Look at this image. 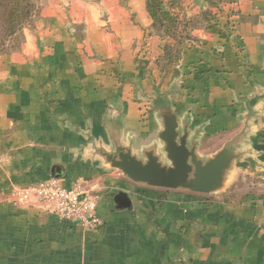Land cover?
Returning <instances> with one entry per match:
<instances>
[{
	"label": "crops",
	"instance_id": "crops-1",
	"mask_svg": "<svg viewBox=\"0 0 264 264\" xmlns=\"http://www.w3.org/2000/svg\"><path fill=\"white\" fill-rule=\"evenodd\" d=\"M148 1L43 0L0 55V264H264V192L245 183L264 173V0H163L181 43ZM161 100L199 158L235 141L248 168L203 195L108 165L116 143L165 158ZM51 181L98 195L100 225L13 202Z\"/></svg>",
	"mask_w": 264,
	"mask_h": 264
},
{
	"label": "water",
	"instance_id": "water-1",
	"mask_svg": "<svg viewBox=\"0 0 264 264\" xmlns=\"http://www.w3.org/2000/svg\"><path fill=\"white\" fill-rule=\"evenodd\" d=\"M163 123L159 138L163 153L157 147L146 149L141 157L132 148L115 144V151H101L104 161L136 184L151 188L180 190L213 195L224 190L229 174L236 168L247 169L236 142L229 143L215 156L204 160L198 157L195 146L188 144V134L178 130V123L167 101L156 104Z\"/></svg>",
	"mask_w": 264,
	"mask_h": 264
},
{
	"label": "built area",
	"instance_id": "built-area-1",
	"mask_svg": "<svg viewBox=\"0 0 264 264\" xmlns=\"http://www.w3.org/2000/svg\"><path fill=\"white\" fill-rule=\"evenodd\" d=\"M13 202L17 205L36 202L46 212L76 223L84 229L100 225L96 215L99 196L81 184L67 189L56 181L42 182L16 190Z\"/></svg>",
	"mask_w": 264,
	"mask_h": 264
},
{
	"label": "trees",
	"instance_id": "trees-1",
	"mask_svg": "<svg viewBox=\"0 0 264 264\" xmlns=\"http://www.w3.org/2000/svg\"><path fill=\"white\" fill-rule=\"evenodd\" d=\"M147 9L153 19V27L157 33H160L162 28L170 30L165 24L171 18L169 13L163 10L160 3L154 4L148 1ZM32 14L31 0H0V41L5 42L9 37L16 35ZM160 19L163 21L160 22Z\"/></svg>",
	"mask_w": 264,
	"mask_h": 264
},
{
	"label": "rangeland",
	"instance_id": "rangeland-1",
	"mask_svg": "<svg viewBox=\"0 0 264 264\" xmlns=\"http://www.w3.org/2000/svg\"><path fill=\"white\" fill-rule=\"evenodd\" d=\"M42 1L43 0H31V3L33 5V14L28 19V21L23 25L22 29L24 27L32 26L35 23L38 15H39L38 13H39V10L41 8L40 4ZM149 1L154 3V4L160 3L163 7V3H164L163 0H149ZM176 2L179 3L180 1L175 0V3ZM175 5H174V2L172 3V1H171V7L174 8ZM168 13H169V17L171 18V20L166 22L165 26H167V28H170V30L169 29L166 30V29L162 28V29H160L159 32L161 35L171 36V37L175 38L178 41V43H181L185 39V35H186L185 32H186V29L189 28V25H187L188 23L185 25V22H183V20H180L178 15L175 14L174 12H172L171 10H169ZM161 21H163V19H160V22ZM162 24H163V22H162ZM22 29L17 34H19L22 31ZM14 36L9 37L5 42L0 41V55L5 54V53L10 51V49L12 47V43L15 39ZM245 181H246L245 183H247L249 185L258 184L255 186L260 187L264 192V173H263V176L258 178V179L249 176L248 178H246Z\"/></svg>",
	"mask_w": 264,
	"mask_h": 264
}]
</instances>
